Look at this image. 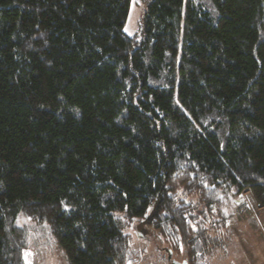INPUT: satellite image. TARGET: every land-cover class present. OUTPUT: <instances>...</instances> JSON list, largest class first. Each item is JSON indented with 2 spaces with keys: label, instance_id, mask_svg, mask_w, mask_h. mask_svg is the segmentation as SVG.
Returning a JSON list of instances; mask_svg holds the SVG:
<instances>
[{
  "label": "trees",
  "instance_id": "1",
  "mask_svg": "<svg viewBox=\"0 0 264 264\" xmlns=\"http://www.w3.org/2000/svg\"><path fill=\"white\" fill-rule=\"evenodd\" d=\"M135 1L130 36L131 0H0V264L28 218L67 264L135 261L137 225L210 264L264 211V0Z\"/></svg>",
  "mask_w": 264,
  "mask_h": 264
},
{
  "label": "rangeland",
  "instance_id": "2",
  "mask_svg": "<svg viewBox=\"0 0 264 264\" xmlns=\"http://www.w3.org/2000/svg\"><path fill=\"white\" fill-rule=\"evenodd\" d=\"M143 9L142 3L131 0L125 23V32L128 35L136 34ZM239 200V203H248L229 222V237L225 238L226 248L219 252L214 250L215 253L207 259L210 264H264V211L255 208L247 195ZM20 224L26 227V264H67L63 252L51 243L48 244L47 238L38 235L33 221L28 218L20 220ZM141 229L139 225L132 229L131 246L139 251V258L129 264H169L166 258L167 245L150 230L138 235ZM52 243L55 244L54 241ZM172 254V258L177 261L188 259L185 253Z\"/></svg>",
  "mask_w": 264,
  "mask_h": 264
},
{
  "label": "water",
  "instance_id": "3",
  "mask_svg": "<svg viewBox=\"0 0 264 264\" xmlns=\"http://www.w3.org/2000/svg\"><path fill=\"white\" fill-rule=\"evenodd\" d=\"M167 260L169 261V264H187V262L185 260L177 261V260L173 259L170 253L167 255Z\"/></svg>",
  "mask_w": 264,
  "mask_h": 264
},
{
  "label": "crops",
  "instance_id": "4",
  "mask_svg": "<svg viewBox=\"0 0 264 264\" xmlns=\"http://www.w3.org/2000/svg\"><path fill=\"white\" fill-rule=\"evenodd\" d=\"M167 258V257H166Z\"/></svg>",
  "mask_w": 264,
  "mask_h": 264
}]
</instances>
